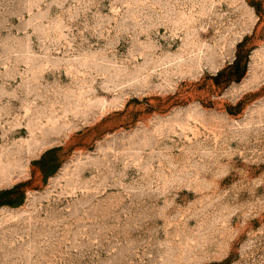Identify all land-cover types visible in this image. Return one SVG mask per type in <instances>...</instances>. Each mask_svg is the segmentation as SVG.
<instances>
[{
	"label": "rangeland",
	"instance_id": "374dc122",
	"mask_svg": "<svg viewBox=\"0 0 264 264\" xmlns=\"http://www.w3.org/2000/svg\"><path fill=\"white\" fill-rule=\"evenodd\" d=\"M0 264H264V0H0Z\"/></svg>",
	"mask_w": 264,
	"mask_h": 264
}]
</instances>
